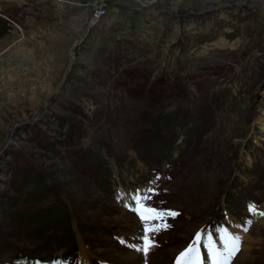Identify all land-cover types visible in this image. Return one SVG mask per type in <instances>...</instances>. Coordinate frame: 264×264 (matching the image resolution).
<instances>
[{"label": "rangeland", "instance_id": "374dc122", "mask_svg": "<svg viewBox=\"0 0 264 264\" xmlns=\"http://www.w3.org/2000/svg\"><path fill=\"white\" fill-rule=\"evenodd\" d=\"M0 28V264H142L148 188L180 214L149 264L248 219L264 264V0H0Z\"/></svg>", "mask_w": 264, "mask_h": 264}, {"label": "snow or ice", "instance_id": "6c2138e0", "mask_svg": "<svg viewBox=\"0 0 264 264\" xmlns=\"http://www.w3.org/2000/svg\"><path fill=\"white\" fill-rule=\"evenodd\" d=\"M153 191L152 188H148L146 192L138 190L131 197L135 207H132L130 210L141 221L144 235L140 239L144 243L137 245L129 244L123 239L120 240L121 244L139 254L142 264H149L152 255H154L156 249L159 247L156 242V236L171 227V225L166 223L167 217L175 218L180 215L171 210L162 212L160 209L151 207L148 201L151 200L150 194ZM120 198L122 199L123 197ZM125 206L127 207V205ZM249 212L253 216L264 217V211H258L255 205H249ZM157 220L161 221V224L153 223V221ZM253 224L254 221L248 219L243 226L238 227H241L243 233H247ZM221 231L223 235L220 236L219 243H217L211 232L203 229L198 231L192 242L183 251L178 253L174 264H241L240 257L242 256L244 237L238 233L229 232L228 229ZM201 245L206 250V256L205 251L201 250ZM52 264H63V262L54 261Z\"/></svg>", "mask_w": 264, "mask_h": 264}, {"label": "bare ground", "instance_id": "6f19581e", "mask_svg": "<svg viewBox=\"0 0 264 264\" xmlns=\"http://www.w3.org/2000/svg\"><path fill=\"white\" fill-rule=\"evenodd\" d=\"M96 6H99L98 4L96 5ZM138 6V5H137ZM139 7H141V6H139ZM151 7V6H150ZM150 7L149 6H144V7H141L142 8V13H144L145 12V14H147L148 12H150ZM93 10V9H92ZM152 10H154V9H152ZM153 12V11H152ZM154 15V14H153ZM83 35H81V36H79V38L77 39V41L80 39V37H82ZM77 41H75V44H77ZM120 192L121 191H124V193L123 192H121V195L122 194H124V196H123V198L125 199V201H126V203H127V205H129V203H130V197L127 195L128 193V191L126 192V190L123 188V187H121L120 189ZM127 193V194H126ZM134 195V194H133ZM131 196V195H130ZM257 210L258 211H264V209L263 208H257ZM257 218H262V217H259V216H256ZM256 228V227H255ZM237 231H238V233L241 235H243L244 233L241 231V227H239V228H237ZM251 235L252 234H250V235H248L247 236V238H246V243H245V245H244V247H243V253H242V256L240 257V261H242V259L245 257V258H247L248 256H249V254H250V251H251V242H252V237H251ZM82 253V252H81ZM125 255V254H124ZM83 258V257H82ZM136 255H131V256H127V261H125V262H123V261H120V262H123L124 264H130V262H134V260H136ZM119 259V258H118ZM87 260V259H86ZM124 260V259H123ZM138 260V259H137ZM82 262V261H81ZM83 264H88L87 263V261H85V259H83ZM119 264V263H118ZM120 264H122V263H120ZM138 264V263H137ZM154 264H156V262L154 263Z\"/></svg>", "mask_w": 264, "mask_h": 264}, {"label": "water", "instance_id": "95a60500", "mask_svg": "<svg viewBox=\"0 0 264 264\" xmlns=\"http://www.w3.org/2000/svg\"><path fill=\"white\" fill-rule=\"evenodd\" d=\"M81 40H82V37L77 41V45L76 46L74 45L73 47H71L70 52H69V56H70L71 60H72V57L75 55L76 48L78 47V44L81 43Z\"/></svg>", "mask_w": 264, "mask_h": 264}, {"label": "trees", "instance_id": "16d2710c", "mask_svg": "<svg viewBox=\"0 0 264 264\" xmlns=\"http://www.w3.org/2000/svg\"><path fill=\"white\" fill-rule=\"evenodd\" d=\"M0 33H1V28H0ZM154 84H155V82L152 84V86L150 87V89H154L153 92L156 93L157 91H155L156 88H154V86H153ZM159 91H160V90H159Z\"/></svg>", "mask_w": 264, "mask_h": 264}]
</instances>
